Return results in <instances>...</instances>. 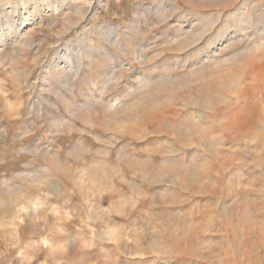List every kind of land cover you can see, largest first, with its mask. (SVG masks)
Here are the masks:
<instances>
[{"label": "rangeland", "instance_id": "1", "mask_svg": "<svg viewBox=\"0 0 264 264\" xmlns=\"http://www.w3.org/2000/svg\"><path fill=\"white\" fill-rule=\"evenodd\" d=\"M0 264H264V0H0Z\"/></svg>", "mask_w": 264, "mask_h": 264}]
</instances>
